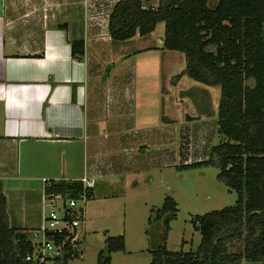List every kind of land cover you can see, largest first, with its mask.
I'll use <instances>...</instances> for the list:
<instances>
[{
    "label": "crops",
    "instance_id": "obj_1",
    "mask_svg": "<svg viewBox=\"0 0 264 264\" xmlns=\"http://www.w3.org/2000/svg\"><path fill=\"white\" fill-rule=\"evenodd\" d=\"M117 1L0 0V194L10 227L40 226L42 178L92 177V203L147 165L140 149L163 155L161 142L146 144L134 130L132 78L100 77L117 51L107 32ZM151 33L122 42L147 40L137 54L162 49L151 46ZM75 41L83 43L80 58L72 56Z\"/></svg>",
    "mask_w": 264,
    "mask_h": 264
},
{
    "label": "trees",
    "instance_id": "obj_2",
    "mask_svg": "<svg viewBox=\"0 0 264 264\" xmlns=\"http://www.w3.org/2000/svg\"><path fill=\"white\" fill-rule=\"evenodd\" d=\"M158 23L164 24L162 49L184 56L180 74L220 88L217 131L222 141L211 147L208 159L192 165L217 167V179L237 200L193 219L200 234L194 249L168 250V223L177 210L166 198L157 216L164 237L150 251L149 264H264V0H158L155 7L118 0L108 15L107 32L111 40L125 41L150 34ZM71 51L80 58L82 41L73 42ZM6 205L0 194V264H27L31 241L25 231L9 226ZM122 250L123 236L107 237L106 252ZM103 253L98 262L109 264Z\"/></svg>",
    "mask_w": 264,
    "mask_h": 264
},
{
    "label": "rangeland",
    "instance_id": "obj_3",
    "mask_svg": "<svg viewBox=\"0 0 264 264\" xmlns=\"http://www.w3.org/2000/svg\"><path fill=\"white\" fill-rule=\"evenodd\" d=\"M163 34L164 24L158 23L148 38L153 39L152 47L162 45ZM146 41L113 42L117 46L114 61L103 65L100 77L132 78L135 96L130 102V117L137 124L134 130L144 136L146 144L161 142L158 149L163 155L156 158L154 147H143L139 153L147 150V165L125 174L122 188L88 201L84 256L71 258L66 264H100L101 251L109 257V264H149L150 251L164 237L163 222L157 216L166 198L175 202L177 210L168 223L166 248L194 249L200 234L192 225L193 219L232 206L237 200V194L217 179V167L192 165L208 159L211 147L222 141L217 131L220 88L180 74L185 66L180 52L151 48L133 53ZM102 130V139L110 137L107 127ZM25 232L30 238L31 230ZM116 236H123L124 250L106 252L107 237Z\"/></svg>",
    "mask_w": 264,
    "mask_h": 264
},
{
    "label": "built area",
    "instance_id": "obj_4",
    "mask_svg": "<svg viewBox=\"0 0 264 264\" xmlns=\"http://www.w3.org/2000/svg\"><path fill=\"white\" fill-rule=\"evenodd\" d=\"M42 184L41 223L31 230L32 251L25 261L27 264H55L64 258H83L86 208L93 194L94 179L87 175L42 178ZM53 185L61 189L51 191Z\"/></svg>",
    "mask_w": 264,
    "mask_h": 264
}]
</instances>
